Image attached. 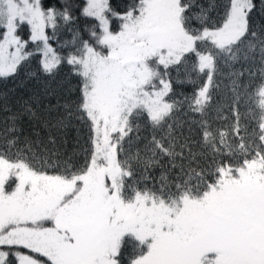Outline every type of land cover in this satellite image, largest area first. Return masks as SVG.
Instances as JSON below:
<instances>
[{
  "label": "snow or ice",
  "instance_id": "snow-or-ice-1",
  "mask_svg": "<svg viewBox=\"0 0 264 264\" xmlns=\"http://www.w3.org/2000/svg\"><path fill=\"white\" fill-rule=\"evenodd\" d=\"M256 7L0 0V264H264Z\"/></svg>",
  "mask_w": 264,
  "mask_h": 264
},
{
  "label": "trees",
  "instance_id": "trees-1",
  "mask_svg": "<svg viewBox=\"0 0 264 264\" xmlns=\"http://www.w3.org/2000/svg\"><path fill=\"white\" fill-rule=\"evenodd\" d=\"M256 3L257 7L255 10L251 13L252 20L254 23H264V12L261 10V0H254ZM66 36H62L61 39H65ZM8 87H12L11 84L8 85ZM0 90H3L2 87H0ZM179 91H183L185 93H191L192 87L190 85H184L178 88ZM3 116V113H0V117Z\"/></svg>",
  "mask_w": 264,
  "mask_h": 264
}]
</instances>
